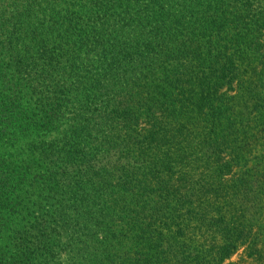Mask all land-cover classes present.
<instances>
[{
    "label": "trees",
    "instance_id": "obj_1",
    "mask_svg": "<svg viewBox=\"0 0 264 264\" xmlns=\"http://www.w3.org/2000/svg\"><path fill=\"white\" fill-rule=\"evenodd\" d=\"M239 250L264 252V0H0V264Z\"/></svg>",
    "mask_w": 264,
    "mask_h": 264
},
{
    "label": "rangeland",
    "instance_id": "obj_2",
    "mask_svg": "<svg viewBox=\"0 0 264 264\" xmlns=\"http://www.w3.org/2000/svg\"><path fill=\"white\" fill-rule=\"evenodd\" d=\"M151 5V3H150ZM72 118V117H70ZM114 142H110V143H105L104 146L106 147H111V148H120L122 149L123 147H125L123 141L121 139L117 140L114 139ZM132 140H131V144H132ZM130 143H128L126 146H129ZM105 167H107L109 173V176H107V178H111L110 180L112 181H118L120 182L121 180V176L123 175V173L126 171V167L129 166V162H119L116 160L115 157L113 158H109L108 162L103 161L102 162ZM131 168H134V166H131ZM264 264V252L263 255L261 257V259H257V260H251L248 259L245 256V253L243 250H239L235 255H233L228 261L225 262V264Z\"/></svg>",
    "mask_w": 264,
    "mask_h": 264
}]
</instances>
